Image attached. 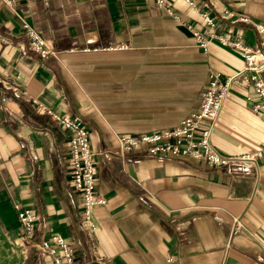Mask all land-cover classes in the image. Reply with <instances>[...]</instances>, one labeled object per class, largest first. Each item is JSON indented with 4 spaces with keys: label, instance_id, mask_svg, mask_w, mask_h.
<instances>
[{
    "label": "crops",
    "instance_id": "0c3cea01",
    "mask_svg": "<svg viewBox=\"0 0 264 264\" xmlns=\"http://www.w3.org/2000/svg\"><path fill=\"white\" fill-rule=\"evenodd\" d=\"M164 1L0 0V237L22 246L21 264H53L33 245L53 235L67 240L74 264H264V155L241 159L264 148L251 87L229 90L215 119L210 141L230 158L223 165L119 152L122 135L171 129L196 110L211 72L244 67L239 51L209 36L201 11L217 36L258 47L264 0ZM167 9L204 32L206 49ZM24 23L48 53L31 48ZM39 104L87 128L106 199L92 228L80 223L68 134ZM17 204L38 215L31 245Z\"/></svg>",
    "mask_w": 264,
    "mask_h": 264
},
{
    "label": "built area",
    "instance_id": "2783aa9c",
    "mask_svg": "<svg viewBox=\"0 0 264 264\" xmlns=\"http://www.w3.org/2000/svg\"><path fill=\"white\" fill-rule=\"evenodd\" d=\"M11 4L12 0H3ZM159 7L167 8L164 0H155ZM189 1V0H187ZM171 15L180 20L193 33L198 45L206 49L210 39L196 29L191 23H187L180 17L167 9ZM223 14H228V9L222 10ZM202 20L209 27L210 37L219 38L224 44L232 46L243 56L245 65L242 69L234 73L222 76L219 72H211L208 76L206 86L201 91L199 103L196 110L183 117L178 124L164 131L131 137L122 135L119 137V144L122 149H131L140 145L150 144L149 153L155 155L161 153H171L176 156H191L201 159L210 165H223L230 161V158L219 153L211 144L210 137L212 128L217 118L222 104L233 87L244 85L251 87L253 95L248 96L254 102L251 110L264 117V25L257 24L259 33L258 47H251L238 40H231L217 36L211 31L215 20L208 11H201ZM23 28L27 33L30 45L35 51L46 54L49 49L46 47L45 39L32 27L24 23ZM41 110L47 114H53L48 107L39 104ZM68 132V148L70 153L69 166L72 175V182L76 190L82 196V225L92 228V209L94 206L106 203L96 192L95 161L93 153L89 147L88 131L84 123L78 117L53 115ZM264 155V148L241 157L249 163H254L256 157ZM36 215L33 211L24 209L19 212V220L25 235L29 236L34 229ZM39 250L51 255L53 264H74L73 249L60 236L44 240L38 245ZM171 261V258L168 259Z\"/></svg>",
    "mask_w": 264,
    "mask_h": 264
},
{
    "label": "rangeland",
    "instance_id": "374dc122",
    "mask_svg": "<svg viewBox=\"0 0 264 264\" xmlns=\"http://www.w3.org/2000/svg\"><path fill=\"white\" fill-rule=\"evenodd\" d=\"M13 5V0H12V3L10 4V6H12ZM29 43H30V40H29ZM31 46V45H30ZM32 48V47H31ZM34 50V49H33ZM35 51V50H34ZM37 52V51H36ZM52 113L53 114H48V115H50L52 118H54L56 121H58L53 115H57V114H55L53 111H52ZM47 114V113H46ZM61 116H69V115H61ZM70 117H73V116H70ZM82 121V120H81ZM85 125V124H84ZM62 126V125H61ZM86 127V126H85ZM63 128V127H62ZM64 129V128H63ZM65 130V129H64ZM66 131V130H65ZM67 132V131H66ZM67 134H68V132H67ZM150 134H152V133H150ZM149 133H145V134H142V135H150ZM142 135H137V136H131V137H139V136H142ZM126 136V135H125ZM67 138H68V135H67ZM88 138H89V136H88ZM67 141H68V139H67ZM67 147H68V144H67ZM89 147H90V141H89ZM151 147V145L150 144H146V145H140V146H138V147H134V148H131V149H122L121 148V145L119 144V147H118V149H119V152L120 153H124L125 151H130V150H133V149H136V148H141V149H145V151H146V153L148 154V155H151L150 153H149V148ZM90 150H91V148H90ZM68 152H69V148H68ZM92 152V151H91ZM93 153V152H92ZM159 153H161V152H159ZM156 155V154H155ZM152 156V155H151ZM93 158H94V155H93ZM69 161H70V153H69ZM94 161H95V158H94ZM70 167V166H69ZM95 175H96V161H95ZM95 178H96V184H97V176H95ZM72 185H73V182H72ZM95 187H96V185H95ZM73 188L75 189V187H74V185H73ZM76 190V189H75ZM79 194H80V198H81V215H80V223H81V225H82V212H83V207H82V196H81V192L80 191H78V190H76ZM96 192H97V190H96ZM97 194L98 195H100L102 198H104L101 194H99L98 192H97ZM105 199V198H104ZM105 201H106V199H105ZM15 208L17 209V216H18V220H19V212L20 211H22V210H24V209H28V210H31V211H33L34 213L36 212L34 209H32V208H23V207H21L19 204H17V205H15ZM93 210V209H92ZM35 215H36V219H35V222H34V229L32 230V233L31 234H29V236H27V235H25L24 234V232H23V227H22V224H21V222H20V220H19V223H20V227H21V239H22V241L24 242H26V244H29V243H31V242H29L30 241V237H31V235L34 233V231H35V225H36V221H37V219H38V215H37V213H35ZM83 226V225H82ZM85 227V226H84ZM55 236H60V237H62L61 235H53L52 237H55ZM52 237H50V238H48V239H43V240H41V241H39V242H37V243H35V244H33L34 245V247H36V249H38V251H40L39 250V247H38V245L40 244V242H42V241H44V240H49V239H51ZM63 238V237H62ZM64 239V238H63ZM29 240V241H28ZM65 240V239H64ZM66 242H67V240H65ZM68 243V242H67ZM32 244V243H31ZM31 244H29V245H31ZM68 245H69V243H68ZM70 246V245H69ZM71 247V246H70ZM72 248V247H71ZM40 252H42V251H40ZM43 253H45V252H43ZM47 254V253H46ZM22 246L21 245H19L18 243H6V242H4L3 241V239H1V237H0V264H21V262H22Z\"/></svg>",
    "mask_w": 264,
    "mask_h": 264
}]
</instances>
